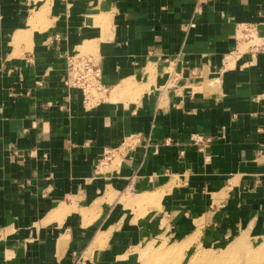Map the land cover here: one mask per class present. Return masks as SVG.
Wrapping results in <instances>:
<instances>
[{"label": "crops", "instance_id": "crops-1", "mask_svg": "<svg viewBox=\"0 0 264 264\" xmlns=\"http://www.w3.org/2000/svg\"><path fill=\"white\" fill-rule=\"evenodd\" d=\"M244 24L264 37V0H0V264H135L166 227L264 235V50ZM75 54L101 65L96 107L65 86Z\"/></svg>", "mask_w": 264, "mask_h": 264}, {"label": "rangeland", "instance_id": "rangeland-1", "mask_svg": "<svg viewBox=\"0 0 264 264\" xmlns=\"http://www.w3.org/2000/svg\"><path fill=\"white\" fill-rule=\"evenodd\" d=\"M147 203L155 205L153 201ZM129 207L136 206L128 203L124 211L128 212ZM137 207L140 208L139 203ZM194 243L176 240L170 228L166 227L158 234L138 242L131 254L135 264H264V245L256 247L257 244H264V235L243 232L215 245Z\"/></svg>", "mask_w": 264, "mask_h": 264}, {"label": "built area", "instance_id": "built-area-1", "mask_svg": "<svg viewBox=\"0 0 264 264\" xmlns=\"http://www.w3.org/2000/svg\"><path fill=\"white\" fill-rule=\"evenodd\" d=\"M240 39L248 45L253 53L264 50V37L256 25H241ZM65 86L69 91H80L83 94L84 105L86 107H96L104 102V95L107 94V87L102 81V68L99 62L92 57L75 54L67 56V78ZM202 142L198 139L197 142ZM112 154H106L109 160Z\"/></svg>", "mask_w": 264, "mask_h": 264}, {"label": "bare ground", "instance_id": "bare-ground-1", "mask_svg": "<svg viewBox=\"0 0 264 264\" xmlns=\"http://www.w3.org/2000/svg\"><path fill=\"white\" fill-rule=\"evenodd\" d=\"M241 34H242V33H241ZM262 245H264V244H257L256 247H260V246H262Z\"/></svg>", "mask_w": 264, "mask_h": 264}]
</instances>
